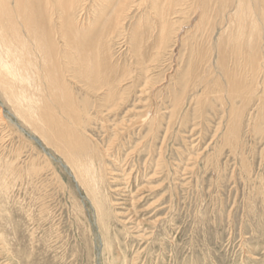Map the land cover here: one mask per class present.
Here are the masks:
<instances>
[{
	"label": "rangeland",
	"instance_id": "obj_1",
	"mask_svg": "<svg viewBox=\"0 0 264 264\" xmlns=\"http://www.w3.org/2000/svg\"><path fill=\"white\" fill-rule=\"evenodd\" d=\"M152 1L130 11L124 32L117 33V43L112 45L114 52L110 57L116 58L115 61L121 65L115 87L125 82L119 85L120 91L114 99L100 100L106 87L101 88L100 84L96 87L86 86L75 78L74 72L69 75L73 77L70 78L71 86L77 95L74 105L75 111L78 110L76 114L86 122L83 125L84 134L89 141H94L92 143L101 154L106 149L110 152H104L108 153L104 158H95L96 167L103 164L99 168L104 172L103 176L101 174L103 184L101 181L99 187H105V190L101 187V192L98 190L101 212L98 211L96 198L92 196V186L86 190L87 184L84 186L78 180L74 182L65 169L68 164L50 146L47 152L59 160L51 163L50 157L38 144L40 142L36 141L40 139L39 135L21 124V118L9 107L7 100L4 102L0 90V117L4 120L3 128L1 126L0 129V158L7 164L12 160L6 164L10 187L0 193V264H264V81H255V85L249 84L245 78L246 82L242 80L243 83L237 85L236 89L232 80H228V71L206 68L203 71L205 74L201 75V66L198 67L202 70L198 68L197 73L200 78L196 77L193 80L195 82L181 83L176 78L169 80L174 77L179 65H183L179 66L182 71L186 70L187 58L182 61L185 51H180V56L173 58L170 50L167 56L155 61L156 51L147 45L149 43L144 45L146 48L143 46L139 50L142 54L139 56L131 42L134 33L142 40L147 38L150 31L147 22L155 20L151 10ZM117 3L115 0L114 4L108 6L107 21L113 16ZM92 10L89 12L90 18L86 19L88 22L94 21L97 11L104 9L97 6ZM106 20H101L103 26L99 22L96 25L100 26L94 27L91 36L95 44L103 35L101 29L107 25ZM210 44L216 45L215 36ZM67 48L64 46L62 53ZM102 50L96 53L98 61H103ZM215 56L214 52V59ZM139 57L146 60L140 61ZM64 59L63 67L69 62ZM174 59L177 61L173 62ZM91 63L87 68L92 67L94 74L98 69L94 71L96 65ZM70 65L73 70L74 65ZM123 69L127 70V74ZM249 74L252 75L251 72ZM203 75L206 76L205 82L201 79ZM247 83L250 86L248 88ZM253 84L255 87H252ZM233 90L238 93L234 94ZM227 93L232 94L230 99ZM246 93L251 95L250 98ZM89 94L93 96L91 100ZM100 106L103 112L99 111ZM238 108L244 114L236 113ZM105 119H108L109 124ZM78 125L82 129L78 123L75 127ZM128 154H131L130 157ZM29 157L34 161L29 160ZM35 167L41 170L40 174L36 173ZM68 170L71 172L70 167ZM102 207L109 212H105ZM99 216L103 218L98 219ZM100 219L105 221L101 222Z\"/></svg>",
	"mask_w": 264,
	"mask_h": 264
},
{
	"label": "bare ground",
	"instance_id": "obj_2",
	"mask_svg": "<svg viewBox=\"0 0 264 264\" xmlns=\"http://www.w3.org/2000/svg\"><path fill=\"white\" fill-rule=\"evenodd\" d=\"M114 1L115 0H0V90L2 91V95L4 97L3 98L4 102L7 100V102L10 104V106L9 105L8 106L12 107L13 111H15L18 114V116L21 118V120L23 122V123L21 122V124H24L31 131H34L36 133L35 135H39L40 139L39 140L36 138L35 139L37 142H40L38 144H40V146L42 147V150L46 153V155L50 157L51 163H54V160H58V159L56 158L57 156L55 157L51 153L49 154L47 152L46 149L50 146L55 148V150H56L55 152L57 154H60L61 158L64 159V161H66V163L70 167V171L72 173L69 172V170H68L69 167L67 165L66 166L64 165L66 171L73 177L74 182L79 181L84 186H85V184H87L88 187L86 188V190L90 186H92V187H90V189L92 191L91 192L92 196L94 198H96V202H97V206H98L97 208L99 209L98 211H100V209H101L100 208V200H99V195L101 192V190H100L101 186L99 187V185H101L100 184L102 181L101 177L103 176L104 172L101 169L103 167V164L99 166V167L102 166L101 168L96 167L97 164L95 163V158L98 156H102V158H104L105 155L108 154V153L104 154V152L108 151V149H106V151H104V152L102 151L103 154H101V152L99 151V148L96 145H94V143H92L94 141H92V142L89 141L87 136L84 134L83 125H85L86 122H83L81 120V118L78 116V114H76V112L78 110L75 111L74 105H76L75 103L77 101V95L72 90V86H71L72 80L70 79L72 76H69V75H71L70 73L74 72V75L76 76L75 78H78L79 80H81V82L84 83L86 86L94 85L96 87L97 85L100 84L101 88L103 86L106 87L107 88L106 92H102V95H100V97H102V98H100V100L103 99L104 101H108L109 99L110 100L114 99V97L117 95L116 93L120 91L119 85H121V84H119L118 87H115V84L117 82V80H116V77L118 75L117 73H119V67H121V65L119 66V61H117V62L115 61L116 58L111 59V57H110L113 54L112 51L114 52V50H112V45L114 46L115 43H117L115 41V38L118 37L117 33L119 31H122V33L124 32L125 21L127 18H129L130 11L133 10V8H135L134 9V11H135L136 9H140L142 6L147 5V3H149V0H117L118 3L116 6V9L114 10L113 16L111 18L109 17V19L107 21L106 20V14H107L106 11H108L107 9L112 4H114ZM152 2H153V5H152L151 10H152V14H153V17L155 20H151L150 22H147V25L150 26V31H149L148 35L146 36L147 38L144 39L145 40L144 41L140 38L139 35L134 33L132 38H131V42L133 43L132 45L134 46L133 48L135 49V51L139 52V56L140 55L142 56V54H140L139 50H141L142 47L146 43H149L147 45L154 47L153 50L156 51L155 61H157L159 58H162L163 56H167L166 53H169L168 51H170V50H171L170 51L171 57H173V58L179 57L180 51L184 50L185 52L182 55L184 58L182 56L181 57L183 58L182 61H185V59L187 58L186 70L182 71L181 68L183 67V65L181 64L182 65L181 68L179 67L181 65H179L176 69V72H174V74H173L174 77H172V79L169 78V80H174L176 78L177 80L181 81V83L192 82L193 80L196 79V77L200 78V74H197V73L199 72L198 66H201L203 68V70L199 68L200 70H202L200 72L201 75L205 74L203 71H206V68H208V69H213V68L217 69L218 68V69H221L223 71L224 70L228 71L230 73L228 80L229 81L232 80V82L236 86V89H237V85H241L243 83L242 80L245 81L247 79L246 81H248L249 84H252L255 81H257V83H259L260 82L259 80L264 81V0H153ZM107 3H108V5H107ZM97 6H100V8L104 9V10L103 11L101 10L99 12L97 11V14H95V16L93 17L94 21L88 22L86 19L90 18L89 12H91L92 8H96ZM91 14H93V13H91ZM186 19H188V20H186ZM101 20H103V21L106 20L107 22L106 21L105 22L107 25L105 27H102L103 29H101V30L103 32L101 34H103V35L100 37L99 41L95 44V42H93L94 39L92 38L91 34L94 33V31H95L94 27L97 26L96 25L97 23H99V22L101 23ZM102 24H103V22L100 25H102ZM99 26H97V27H99ZM146 27L147 26H145L144 31L146 30ZM71 36L73 38L74 37L75 38L73 39V38H71ZM214 36H215V42H216L215 46L210 44L212 41H214ZM61 37H62V39H61ZM120 41H121V37H120ZM209 41H211V42L209 43ZM60 43H63V44H60ZM64 46L68 47L65 50L68 53H66V52L62 53V51H64V50H62V48H64ZM144 47L146 48V46H144ZM148 48H149V46H148ZM72 49H74L76 51V53H73ZM99 49L100 50L104 49V50H102L104 52L103 61H98V59L96 57V53L99 52L98 51ZM102 51H101V53H103ZM176 51H177V53H175ZM214 52L216 53V56H215L216 59H214V57H213ZM90 54H94V56H92ZM149 57H151V56H149ZM64 58L68 59L69 62L67 61L66 64L64 63L66 66L63 67V61L62 60H65ZM119 59L120 58H118V60ZM138 59L140 61L144 60V59L142 60L141 57H139ZM179 59H181V58H179ZM99 60H100V58H99ZM174 60H172V61L173 62L177 61V59H174ZM91 62H93V65H96V66H94V71H96V69H98L96 71V73H94V74H93V70L91 69L92 67L87 68L88 64L92 65ZM100 62H101V64H99ZM163 63H164V61H163ZM70 64L74 65L75 71H73L74 69L73 70L71 69ZM193 68H195L194 72H193V70H194ZM88 69H90V70H88ZM102 71L104 72V74H102ZM122 71H124V73L127 74V70L123 69ZM250 72L252 73V75L249 74ZM222 73L224 74V72H222ZM122 74H123V72H122ZM145 74H148V73H145ZM180 74H181V77H180ZM215 74H217V73H215ZM246 74H249V76L245 77ZM206 75H209V74H206ZM205 77L203 75V77L201 78L203 82H205V79H206ZM212 77H214V76L212 75ZM72 79H73V77H72ZM75 80H77V79H75ZM119 80H120V78H119ZM208 80H209V78H208ZM212 80H213V78H212ZM228 80H227V82H228ZM193 82H195V81H193ZM213 83H214V81H213ZM144 84H146V83L144 82ZM254 84L252 87H255ZM246 86H247V88L250 87V86H248V83ZM227 87H229V86H227ZM262 88H264V87H262ZM79 89H81V88H79ZM74 90H76V89H74ZM98 90H100V89H98ZM220 90H222V89H220ZM87 91H89V90H87ZM95 92H97V90ZM246 92H247V90H246ZM158 93H156V94H158ZM236 93H238L237 90L234 91V94H236ZM241 94H243V93H241ZM246 94H247V96H249L248 93H246ZM231 95L228 94L229 99H230V97H232ZM254 95H256V94H254ZM88 96H89V99L91 97H93L90 94ZM250 96H249V98H250ZM68 97H69L70 101L69 100L67 101ZM220 97H221V95L219 96V98ZM263 97H264V95H263ZM121 98H123V97H121ZM141 98H143V97H141ZM85 99H87V97ZM235 99H237V98H235ZM90 100L87 99V101L89 103H90ZM116 100L119 101V99H116ZM247 100H250V99H247ZM231 101H233V99H231ZM114 102L116 103V101H114ZM175 102H178V101L175 100ZM198 102H200V101H198ZM245 102L243 104H245ZM8 103H5V104H8ZM248 104H250V102ZM176 105L179 106L178 104H176ZM263 105H264V103H263ZM102 106H104V105H102ZM155 107L156 106H154V108ZM79 109H81V108H79ZM102 110L103 109L100 106L99 111L103 112ZM235 110H234V112H235ZM241 110H242L241 108H238V111H236V113H238V114L243 113ZM80 113H83V112L81 111ZM118 114L120 115V113H118ZM64 115L67 116L68 118L64 117ZM117 116H116V118H117ZM147 116H144V117H147ZM250 116H253V115H250ZM152 118H150V119H152ZM261 118H260V120H263ZM107 120H106V122H108ZM2 122H4V120L0 117V129H1V126L3 124ZM238 122L240 123V121H238ZM247 122H248V119H247ZM76 123L82 125V129H79L80 128L79 125L77 127H75ZM108 124H109V122H108ZM142 125H144V124H142ZM152 125H153V123H152ZM157 125L160 126V124H157ZM115 127L116 126H114V128ZM2 128H3V126H2ZM256 130H258V128ZM157 131H158V129H157ZM250 131H251V129H250ZM231 133H233V132H231ZM263 133H264V131H263ZM4 138L6 139V137H4ZM32 138H34V137H32ZM110 139H111V137H110ZM109 141H111V140H109ZM226 141H227V139H226ZM118 142H117V144H118ZM234 142H236V141H234ZM29 144H31V143H29ZM2 146H3V143H2ZM7 146H9V145H7ZM32 147H33V145H32ZM124 147H125V145H124ZM126 147H128V146H126ZM143 147H145V146H143ZM109 149H111V148H109ZM141 149H140V151H141ZM100 150H102V149H100ZM135 150H137V149H135ZM111 151H113V150H111ZM0 152H1V150H0ZM5 152H7V151H5ZM15 153H16V151H15ZM138 153L140 154V152H138ZM13 155H14V153H13ZM130 155H129V157H130ZM150 155H152V154H150ZM153 156H154V154H153ZM18 157H19V155H18ZM18 157H17V159H19ZM161 157H163V156H161ZM7 159H8V157H7ZM113 159H115V158H113ZM27 160H28V158H27ZM29 160H33V158L29 157ZM115 161H117V160H115ZM146 161H148V160H146ZM11 162H12V160H11ZM49 162H50V160H49ZM10 163H8V164H10ZM6 164L7 163L3 162V160L0 158V193H1V191L6 190L7 187H10L9 186L10 184L8 182L10 179L8 180V177H7V170L9 168L7 166L8 164L7 165ZM31 164H34V163H31ZM158 164H160V163L158 162ZM19 165H18V168H19ZM106 165H108V164H106ZM16 168H17V165H16ZM41 169H42V167H41ZM107 169H108V167H107ZM164 169H166V168H164ZM20 170L22 171V169H20ZM36 170H37L36 173L40 174L41 170H39V168L38 169L36 168ZM108 171L113 173V171H111L109 169H108ZM26 172H28V170ZM12 173H13V171H12ZM41 173H43V171ZM27 174H28V176L31 177L30 173H27ZM101 174H102V176H101ZM157 174H159V173H157ZM160 174H161V172H160ZM17 176H20V175H17ZM41 178H43V177H41ZM104 178L105 177H103L102 179H104ZM13 179H14V177H13ZM151 179H150V182H151ZM21 180H23V178ZM107 182H108V180H107ZM102 184H103V181H102ZM111 185H112V183H111ZM20 186H21V184H20ZM104 188L105 187H103L102 189H104ZM113 190H115V189H113ZM23 191H25V190L23 189ZM5 192H7V191H5ZM102 192H103V190H102ZM109 192H110V190H109ZM43 193H45V192H43ZM106 193H107V191H106ZM7 194H8V192H7ZM103 194L105 195V192H103ZM89 195H91V194H89ZM2 196H3V194H2ZM101 196H102V194H101ZM107 196H109V194ZM93 197H92V199H93ZM104 200H106L105 197H104ZM42 203H43V201H42ZM106 205H108V204H106ZM103 209H105V208H103ZM106 209H105V212L108 211V210L106 211ZM110 212H111V210H110ZM112 212L114 213V211H112ZM98 213L99 212H97V214ZM102 215H104V214L102 213ZM104 216H106V215H104ZM113 217L116 218L115 214L113 215ZM117 217H118V215H117ZM99 218H103V217L99 216L98 219ZM110 218H108L109 222L111 220ZM101 220H104V219H100V221ZM104 221H103V223H104ZM107 225H109V224L107 223ZM103 227H104V225H103ZM108 231H109V228H108ZM111 231H112V229H111ZM106 233H108V232H106ZM108 235H110V234H108ZM115 235L117 236V234H115ZM106 239L108 240V238H106ZM117 239H118V236H117ZM5 240H6V238H5ZM111 241H112V239H111ZM4 243H5V241H4ZM107 245H110V244L108 243ZM110 248H111V246H110ZM2 251H3V249H2ZM112 253H113V251H112ZM121 260H124V259L121 258ZM135 261H137V259ZM19 263H20V261H19Z\"/></svg>",
	"mask_w": 264,
	"mask_h": 264
}]
</instances>
